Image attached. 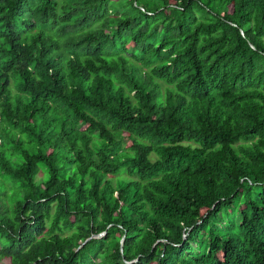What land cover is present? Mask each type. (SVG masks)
<instances>
[{"label": "trees", "instance_id": "1", "mask_svg": "<svg viewBox=\"0 0 264 264\" xmlns=\"http://www.w3.org/2000/svg\"><path fill=\"white\" fill-rule=\"evenodd\" d=\"M0 43V264H264V0H0Z\"/></svg>", "mask_w": 264, "mask_h": 264}, {"label": "clouds", "instance_id": "2", "mask_svg": "<svg viewBox=\"0 0 264 264\" xmlns=\"http://www.w3.org/2000/svg\"><path fill=\"white\" fill-rule=\"evenodd\" d=\"M2 44L0 43V47ZM5 49L8 54H13L14 56L19 57V55L23 52L22 51V44L20 42H9L4 43ZM5 70L0 69V72H4ZM0 78H4V75H1Z\"/></svg>", "mask_w": 264, "mask_h": 264}, {"label": "water", "instance_id": "3", "mask_svg": "<svg viewBox=\"0 0 264 264\" xmlns=\"http://www.w3.org/2000/svg\"><path fill=\"white\" fill-rule=\"evenodd\" d=\"M103 233H104V231L101 233H98V234H92L90 237H98V236H101ZM90 237H88V238H90Z\"/></svg>", "mask_w": 264, "mask_h": 264}]
</instances>
